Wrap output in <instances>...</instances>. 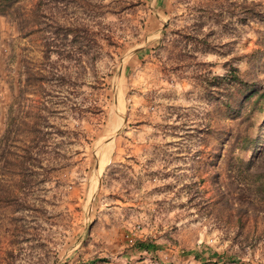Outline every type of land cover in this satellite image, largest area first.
<instances>
[{"label":"rangeland","instance_id":"1","mask_svg":"<svg viewBox=\"0 0 264 264\" xmlns=\"http://www.w3.org/2000/svg\"><path fill=\"white\" fill-rule=\"evenodd\" d=\"M231 1L243 0H223L224 7ZM31 2L0 18V133L10 115L37 106L24 72L44 67L52 77L47 131L61 169L24 191L32 206L17 229L0 219V264L94 257L104 264H221L223 253L233 264H264L261 214L253 218L250 209L242 226L213 215L210 177L224 164L210 150L221 145L199 136L208 125L235 126L200 84L258 47L255 26L226 10L215 23L205 12L213 0H93L102 11L93 24L95 62L86 54L45 60ZM201 40L218 49L200 52ZM62 75L63 85L56 80ZM263 119L257 114L255 122ZM127 235L152 237L155 252L130 247Z\"/></svg>","mask_w":264,"mask_h":264},{"label":"trees","instance_id":"2","mask_svg":"<svg viewBox=\"0 0 264 264\" xmlns=\"http://www.w3.org/2000/svg\"><path fill=\"white\" fill-rule=\"evenodd\" d=\"M21 1L0 0V18L13 14ZM31 3L30 19L41 39L45 60L52 55L71 59L75 54L80 57L86 54L95 62L94 48L99 42L93 24L102 14L97 3L93 0H32ZM211 7L205 12L215 23H223L222 11L226 10L241 25L255 26L258 46L248 54L231 58L224 64L222 75L205 78V83L200 84L215 102L225 107L228 119L236 123L232 128L208 125L203 131L199 130L200 140L204 142L208 135H213L221 145L218 151L217 146L210 150L213 156L222 157L224 164L223 171L215 169L210 177L214 188L212 212L215 218L223 215L228 220L235 218L238 226H242L250 209L253 218L261 214L264 220V119L255 122L257 114L264 116V4L243 0L231 1L224 7L223 0H213ZM216 49L218 45L201 40L200 52ZM236 60L243 61L246 70L241 71ZM24 76V87H30L39 96L38 104L27 107L24 117H20L18 111L16 117L10 115L0 133V219L14 229L32 206L24 191L45 182L46 175L61 169L58 159L54 158L56 147L51 145V133L47 131L53 104L46 96L52 77L44 67H26ZM56 80L63 85L66 75ZM13 108L11 106L10 114ZM89 227L81 243L86 242ZM129 246L142 253L156 250L152 237L144 241L135 237ZM205 254L214 253L207 249ZM216 258L221 259V264L237 261L224 253ZM197 260L198 255L194 257V261ZM212 262L217 264V260ZM65 263L66 259L61 264ZM77 263L104 264L105 260L94 257Z\"/></svg>","mask_w":264,"mask_h":264},{"label":"water","instance_id":"3","mask_svg":"<svg viewBox=\"0 0 264 264\" xmlns=\"http://www.w3.org/2000/svg\"><path fill=\"white\" fill-rule=\"evenodd\" d=\"M137 52H138V49L135 50V51H133L132 54L137 53ZM118 80H119V77L117 78V81L115 82V84L118 83ZM117 134H118V132L115 133L113 137H116ZM106 143H108V141H106V142H104V143L98 145V147H97L96 149L98 150L100 147H102V145H104V144H106ZM98 172H99V164H98V162H97V164H96V168H95V173L98 174Z\"/></svg>","mask_w":264,"mask_h":264},{"label":"built area","instance_id":"4","mask_svg":"<svg viewBox=\"0 0 264 264\" xmlns=\"http://www.w3.org/2000/svg\"><path fill=\"white\" fill-rule=\"evenodd\" d=\"M126 238H127L128 243H129V244H132V242H133V240H134V236H133V235H127ZM155 264H156V263H155Z\"/></svg>","mask_w":264,"mask_h":264},{"label":"crops","instance_id":"5","mask_svg":"<svg viewBox=\"0 0 264 264\" xmlns=\"http://www.w3.org/2000/svg\"><path fill=\"white\" fill-rule=\"evenodd\" d=\"M140 256H143V255H140ZM155 256V255H154Z\"/></svg>","mask_w":264,"mask_h":264}]
</instances>
